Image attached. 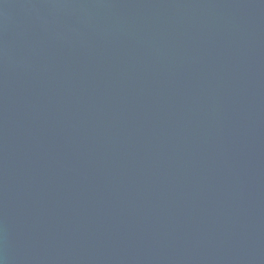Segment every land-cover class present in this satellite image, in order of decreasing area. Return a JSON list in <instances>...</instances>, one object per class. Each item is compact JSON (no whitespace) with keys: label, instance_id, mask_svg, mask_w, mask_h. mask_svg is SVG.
I'll list each match as a JSON object with an SVG mask.
<instances>
[{"label":"water","instance_id":"1","mask_svg":"<svg viewBox=\"0 0 264 264\" xmlns=\"http://www.w3.org/2000/svg\"><path fill=\"white\" fill-rule=\"evenodd\" d=\"M3 264H264V0H0Z\"/></svg>","mask_w":264,"mask_h":264},{"label":"clouds","instance_id":"2","mask_svg":"<svg viewBox=\"0 0 264 264\" xmlns=\"http://www.w3.org/2000/svg\"><path fill=\"white\" fill-rule=\"evenodd\" d=\"M0 264H3V261H2V259H0Z\"/></svg>","mask_w":264,"mask_h":264}]
</instances>
